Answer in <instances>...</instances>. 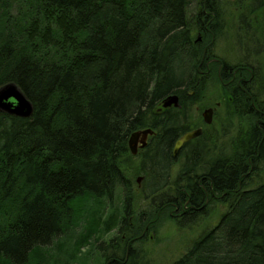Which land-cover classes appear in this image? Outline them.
<instances>
[{"label":"trees","instance_id":"1","mask_svg":"<svg viewBox=\"0 0 264 264\" xmlns=\"http://www.w3.org/2000/svg\"><path fill=\"white\" fill-rule=\"evenodd\" d=\"M262 10L254 0L233 22L243 57L218 75L219 0H0V88L16 84L34 109L0 111V264H89L109 250L93 264H151L139 247L151 214L132 220L136 174L155 215L224 207L172 264H264V35L249 21ZM224 84L240 120L230 143L203 134L174 156L190 106ZM173 94L181 107L158 111ZM149 128L134 165L130 136Z\"/></svg>","mask_w":264,"mask_h":264},{"label":"rangeland","instance_id":"2","mask_svg":"<svg viewBox=\"0 0 264 264\" xmlns=\"http://www.w3.org/2000/svg\"><path fill=\"white\" fill-rule=\"evenodd\" d=\"M253 4L254 0H219V7L222 10L223 17L225 19L223 31L225 36H227V38L229 37L228 39L230 41H228V39H221L220 41L218 40L216 44H214V47L212 46L211 57L216 59L213 63L217 64H212V62H210V64L212 65L214 70L218 71V75L221 72V65L218 61L222 62L223 60H227L229 63L235 64L240 58L243 57L242 55L244 49L237 46L238 42L237 38H234V33L237 30L235 28L239 27V25H242L239 28V33H242V35H244L246 31L242 29L245 24L238 25V23L235 22L236 24H234L233 22L240 18L241 15L246 14ZM198 8L199 7L194 5L191 10L196 13V10H198ZM262 11L264 12V10ZM262 15V12H259L256 18V14H253L251 17L253 21L250 17V19L248 18L252 25L251 33H256L257 35L258 32L260 35L261 33H263L264 35V17ZM245 21L246 20H244V22ZM225 41H228L230 45L228 43L226 44ZM208 46L209 45L206 44L205 49ZM259 59L264 65V54L261 55ZM224 85L226 89L221 88V86H211L210 90H208V93L205 95V98L200 102V104L190 106L189 114L192 117L190 123L191 129H198L200 127H203L205 141L214 143V145L209 144L211 146L226 147L230 143L233 135L236 134L239 128L238 126L240 125L239 119H237L235 116H230L227 113L225 104L227 93L228 91H230V88L228 87V85ZM162 103L163 101L158 105V111L164 109ZM209 108L214 109L212 123L211 125L205 127V125L207 124L204 122L203 114ZM230 117H232L231 122L228 119ZM229 122L231 126L227 127L226 124H228ZM202 141L204 140H201L200 142ZM140 151L141 149L139 150V152ZM136 156L137 155L134 156V165H136V163L138 162ZM183 160L184 155L180 157L179 163H182ZM179 167L180 165L177 166V169H175V177L178 176ZM132 177V182H134L135 186V195L132 197L130 205L131 214L133 215L132 220H136L140 217L141 214L145 215V217L151 214V223L149 224V226H151L152 228L150 235L151 238L148 237L147 241L139 245L141 252L146 253L145 256L151 264H172L186 252L192 241L197 239L203 232L207 231L217 224L219 216L221 214V210L223 211L224 207L218 205L211 213L194 216L192 221L189 218H173V213L177 215L176 210H174L173 213H169L168 211H160L155 215V212H151L152 207L150 202L144 198V194L142 192V186L145 184V176L142 174H136ZM139 178H141V180L138 183ZM114 235H116V232H113L108 236H104L102 241L97 245H100L104 241V239H110ZM74 242V239L70 240V245H73ZM93 243H95V241H93ZM88 251L89 247L83 248L80 254L87 253ZM108 253L110 254L111 250H109ZM108 253L101 254L100 251H97V253L94 254L95 256L89 260V264H93V261L97 259H99V261L105 260L108 256ZM83 262L85 261L83 260Z\"/></svg>","mask_w":264,"mask_h":264},{"label":"water","instance_id":"3","mask_svg":"<svg viewBox=\"0 0 264 264\" xmlns=\"http://www.w3.org/2000/svg\"><path fill=\"white\" fill-rule=\"evenodd\" d=\"M218 61V60H217ZM164 109L167 108H179L180 98L177 94L168 96L163 100ZM33 105L14 83H9L0 88V111L5 112L9 115L29 118L33 114ZM214 113L213 108L207 109L204 114V122L206 124L212 123V116ZM155 131L152 129H143L134 132L129 139V149L132 155H137L140 149H144L149 142V137L154 135ZM203 133L202 128H198L185 133L175 144L174 156H177L182 150L184 145L200 137ZM141 178L138 179V183Z\"/></svg>","mask_w":264,"mask_h":264},{"label":"flooded vegetation","instance_id":"4","mask_svg":"<svg viewBox=\"0 0 264 264\" xmlns=\"http://www.w3.org/2000/svg\"><path fill=\"white\" fill-rule=\"evenodd\" d=\"M200 38H201V37H200ZM200 40H201V39H200ZM214 60H216V59L213 58V57H210L209 60H207V66L210 67V66H211L210 62L213 63ZM218 62H220V61H218ZM209 125H211V124H209ZM209 125L207 124V125H205V127H206V126H209ZM200 128H202V130H203V132H204V128H203V127H200ZM196 129H197V128H196ZM192 130H195V128L192 129ZM202 135H203V133H202ZM202 135H201V136H202ZM197 139H198V138H196L195 140H197ZM192 141H194V140H192ZM192 141L188 142L186 145L190 144ZM175 144H176V143H175ZM186 145H184V147H185ZM184 147H183V148H184ZM183 148H182V149H183ZM179 153H180V155H181V154H182V150H181ZM178 155H179V154H178ZM178 155H177V156H178ZM145 234H146V231H145L144 233H142V236H144ZM147 235H148L149 238H151V237H150L151 232H149V233L147 232Z\"/></svg>","mask_w":264,"mask_h":264}]
</instances>
